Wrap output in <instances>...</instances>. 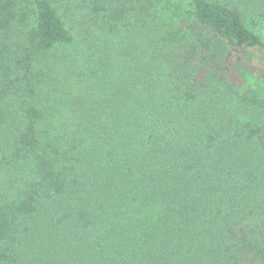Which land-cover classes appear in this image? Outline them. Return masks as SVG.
<instances>
[{
	"label": "trees",
	"instance_id": "1",
	"mask_svg": "<svg viewBox=\"0 0 264 264\" xmlns=\"http://www.w3.org/2000/svg\"><path fill=\"white\" fill-rule=\"evenodd\" d=\"M264 0H0V264H264Z\"/></svg>",
	"mask_w": 264,
	"mask_h": 264
},
{
	"label": "rangeland",
	"instance_id": "2",
	"mask_svg": "<svg viewBox=\"0 0 264 264\" xmlns=\"http://www.w3.org/2000/svg\"><path fill=\"white\" fill-rule=\"evenodd\" d=\"M256 83L264 87V83H262L260 80H256Z\"/></svg>",
	"mask_w": 264,
	"mask_h": 264
}]
</instances>
